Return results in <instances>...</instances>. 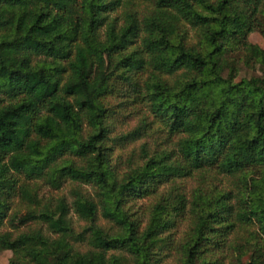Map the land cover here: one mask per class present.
<instances>
[{
  "label": "trees",
  "instance_id": "16d2710c",
  "mask_svg": "<svg viewBox=\"0 0 264 264\" xmlns=\"http://www.w3.org/2000/svg\"><path fill=\"white\" fill-rule=\"evenodd\" d=\"M253 34L264 0H0V255L264 264Z\"/></svg>",
  "mask_w": 264,
  "mask_h": 264
},
{
  "label": "rangeland",
  "instance_id": "374dc122",
  "mask_svg": "<svg viewBox=\"0 0 264 264\" xmlns=\"http://www.w3.org/2000/svg\"><path fill=\"white\" fill-rule=\"evenodd\" d=\"M250 40H251L252 43L259 44L261 47H264V39L260 35L253 34L251 36ZM263 72H264V68L263 67H260L257 72H252V71L246 69L244 66H241L239 79H242V78H256V79L259 80L262 77ZM224 76L225 77H230V73H229V71L227 69L224 71ZM191 184H190V186H191ZM11 256H12L11 252H8V251L3 252L0 255V264H9V260H10Z\"/></svg>",
  "mask_w": 264,
  "mask_h": 264
}]
</instances>
